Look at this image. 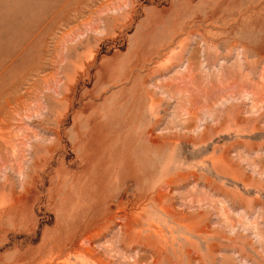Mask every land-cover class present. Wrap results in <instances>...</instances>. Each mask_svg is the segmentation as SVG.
<instances>
[{"label": "rangeland", "instance_id": "1", "mask_svg": "<svg viewBox=\"0 0 264 264\" xmlns=\"http://www.w3.org/2000/svg\"><path fill=\"white\" fill-rule=\"evenodd\" d=\"M0 264H264V0H0Z\"/></svg>", "mask_w": 264, "mask_h": 264}]
</instances>
